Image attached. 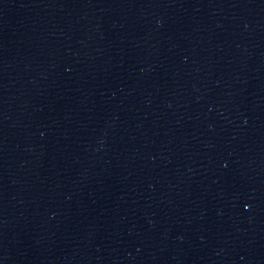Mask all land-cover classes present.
Here are the masks:
<instances>
[{
  "label": "water",
  "instance_id": "95a60500",
  "mask_svg": "<svg viewBox=\"0 0 264 264\" xmlns=\"http://www.w3.org/2000/svg\"><path fill=\"white\" fill-rule=\"evenodd\" d=\"M0 264H158L96 141L47 0H0Z\"/></svg>",
  "mask_w": 264,
  "mask_h": 264
}]
</instances>
